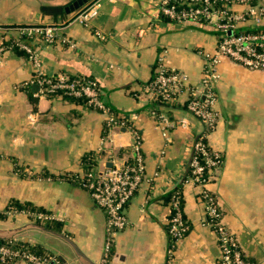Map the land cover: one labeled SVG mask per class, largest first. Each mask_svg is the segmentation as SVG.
Segmentation results:
<instances>
[{
  "label": "crops",
  "instance_id": "crops-1",
  "mask_svg": "<svg viewBox=\"0 0 264 264\" xmlns=\"http://www.w3.org/2000/svg\"><path fill=\"white\" fill-rule=\"evenodd\" d=\"M28 2L0 0V43L18 37L14 29L18 25H57L50 43L41 38L24 40L38 52L40 71L94 79L100 99L128 121L127 126L107 129L104 114L84 102L41 94L34 84L37 70L25 51L2 52L0 211L11 200L40 208L52 216L48 221L60 223L56 232L98 264L105 213L86 188L64 175H81L87 153L88 164L95 167L128 158L136 133L144 177L124 207L128 224L114 233L106 264H219L217 237L205 223L198 188L189 180L192 142L202 125L185 109V93L162 104L146 89L163 52L170 68L188 75V85L199 86L205 56L216 46V32L201 22L163 18L156 0H98V13L88 25L72 18L83 6L69 14H46L42 7L55 4ZM217 70L214 90L220 118L206 141L222 161L212 170L208 187L243 253L255 264H264V71L227 57L221 58ZM154 110L184 119L185 125L163 135ZM174 189L180 192L188 230L171 246L167 196ZM27 223L44 226L16 211L0 219V229ZM16 239L41 245L61 264H80L67 243L46 232L29 228Z\"/></svg>",
  "mask_w": 264,
  "mask_h": 264
},
{
  "label": "built area",
  "instance_id": "built-area-1",
  "mask_svg": "<svg viewBox=\"0 0 264 264\" xmlns=\"http://www.w3.org/2000/svg\"><path fill=\"white\" fill-rule=\"evenodd\" d=\"M162 16L173 22H201L216 32L217 40L213 51L205 56L199 86L188 85V75L170 68L165 61L164 52L158 56L153 78L146 85L152 97L162 104L173 103L182 94H186L185 109L201 123L202 129L194 137L189 160V180L198 188V199L204 211L205 223L215 233L220 248L219 264H255L240 248L234 233L223 221V212L218 198L209 190L212 170L221 163V157L209 148L206 138L220 118L216 108L217 96L214 85L218 79V63L222 57L254 70L264 71V29L240 31L252 27V30L264 24V1L252 0H156ZM98 0L81 7L73 19L88 25L98 13ZM18 37L6 39L0 43V54L15 45L25 51L33 62L36 72L35 84L41 94L61 93L75 97H84L85 104L104 114L107 129L127 126L128 119L117 115L100 99V91L95 80L65 74L45 75L40 71L38 52L18 38L23 35L41 38L46 43L52 42L57 33V25L38 23L18 25L15 28ZM239 31L237 32V30ZM98 36H102L98 31ZM12 40V41H11ZM11 41L10 45L6 44ZM153 115L162 127V134L167 129L184 126V119L175 120L153 111ZM130 156L126 159H112L110 166H91L79 175L81 185L89 191L94 203L106 216L105 237L98 264H106L111 250L112 237L128 224L124 212L126 203L133 196L144 177L145 164L141 152V141L134 133L129 147ZM169 213L166 224L167 233L174 240L182 237L188 230V224L182 212L180 192L168 201ZM14 213L16 211H13ZM32 219L45 223L52 219L48 213L20 211ZM16 238L0 243V263L23 261L26 264H61L51 253L37 254L22 246H14ZM171 246L168 252H171Z\"/></svg>",
  "mask_w": 264,
  "mask_h": 264
},
{
  "label": "trees",
  "instance_id": "trees-1",
  "mask_svg": "<svg viewBox=\"0 0 264 264\" xmlns=\"http://www.w3.org/2000/svg\"><path fill=\"white\" fill-rule=\"evenodd\" d=\"M254 2L255 1L252 0V3H254ZM163 18H165V17L163 16ZM260 28L264 29V24L259 26V27H256L253 30H252V27H246V28L240 29V31H256V30H258ZM238 31H239V29L237 30V32ZM18 39L19 40H23V41L24 40H28V38L24 37V36L23 37L20 36ZM11 41H8L6 44L10 45ZM11 49L22 51L19 47L15 46V45L11 46ZM51 76H53V75H51ZM74 76H77V75H74ZM70 77H72V76H70ZM79 77H82V76H79ZM82 78H86V77H82ZM88 79H91V78H88ZM92 80H94V79H92ZM54 95H60L61 97L68 98V99H70L72 101H76V102L80 101V102H84L85 103V98L84 97H75V96H71V95H64V94L57 93V92L47 93V96H49V97L54 96ZM185 104H186V102L183 104L184 107H185ZM89 158H90V154L89 153H87L86 155L83 156L82 164H83V167H84V169H83L84 171L87 170L91 166L90 164H88ZM64 178L73 180L74 182H76L80 186H82L81 182H80L79 175L66 174V175H64ZM175 191H177V190L174 189L171 192H169V194L167 196V200L168 201L170 200V197L175 193ZM5 210H7V211H33V212H40L41 211L40 208L35 207L34 205H31L30 203H25V202L21 203V202H18L16 200L9 201ZM6 216L7 215H6V213L4 211H0V219L5 218ZM44 226H46L48 228H51L52 230H55V231H60V223L55 221V220H51V221L45 222ZM167 227H168V225L166 224V230H167ZM7 241L8 240L0 238V243H4V242H7ZM13 245L14 246H22L24 248L32 250L33 252H35L37 254H43V253H46V252L47 253H51L50 251H45V249L39 244H34L33 245V244L28 243V242H24L22 240H18V242L14 243ZM110 255H111V250H110ZM110 255H109V257H110Z\"/></svg>",
  "mask_w": 264,
  "mask_h": 264
},
{
  "label": "water",
  "instance_id": "water-1",
  "mask_svg": "<svg viewBox=\"0 0 264 264\" xmlns=\"http://www.w3.org/2000/svg\"><path fill=\"white\" fill-rule=\"evenodd\" d=\"M44 2H52L56 0H39ZM87 1L89 0H71L69 3L63 6L59 5H45L42 7V11H44L46 14H60L62 11L66 14H69L73 11L78 10L81 6H83ZM37 229L43 232H46L48 234H51L65 243H67L72 251L74 256L77 259V262L80 264H94L91 260H89L76 246V244L70 240L67 236L60 232L53 231L47 227H44L43 225L37 224V223H27L19 227L11 228V229H0V238L9 240L18 238V235L25 230V229Z\"/></svg>",
  "mask_w": 264,
  "mask_h": 264
},
{
  "label": "rangeland",
  "instance_id": "rangeland-1",
  "mask_svg": "<svg viewBox=\"0 0 264 264\" xmlns=\"http://www.w3.org/2000/svg\"><path fill=\"white\" fill-rule=\"evenodd\" d=\"M31 1H34V0H29L28 3H32ZM68 1L70 0H56V1H52V2H44L46 4H55V5H62V4H65L67 3ZM4 212L6 213V215L8 217H11L12 215H14V212L13 211H7V210H4Z\"/></svg>",
  "mask_w": 264,
  "mask_h": 264
},
{
  "label": "flooded vegetation",
  "instance_id": "flooded-vegetation-1",
  "mask_svg": "<svg viewBox=\"0 0 264 264\" xmlns=\"http://www.w3.org/2000/svg\"><path fill=\"white\" fill-rule=\"evenodd\" d=\"M65 4H67V3H65Z\"/></svg>",
  "mask_w": 264,
  "mask_h": 264
}]
</instances>
